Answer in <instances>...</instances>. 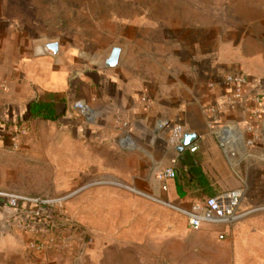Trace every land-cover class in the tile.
<instances>
[{
  "label": "crops",
  "instance_id": "1",
  "mask_svg": "<svg viewBox=\"0 0 264 264\" xmlns=\"http://www.w3.org/2000/svg\"><path fill=\"white\" fill-rule=\"evenodd\" d=\"M127 1L121 23L106 34L107 42L115 44L105 52L88 56L93 51L68 39L63 42L64 32L50 31L46 41L31 44L32 57L0 55V151L12 149L35 100L54 104L62 120L80 112L75 108L80 101L96 115L99 128L114 131V117L120 115L135 137L167 121L154 197L189 208L221 191L244 188L240 209L249 214L227 227L232 233L227 229L222 249L233 250L234 264H264V136L250 144L255 133L242 131L233 158L223 153L214 137V131L225 126L243 130L249 125L259 135L264 132V88L256 77H264V0ZM211 5H218L217 10L212 11ZM229 5H234L235 20L245 22L227 26L226 20L232 18ZM212 19L223 22H207ZM98 39L95 24L90 43ZM50 43H58L56 55L46 53ZM8 48L20 47L0 41L1 53ZM115 48L121 51L119 62L108 67L106 61ZM235 71L252 76V92L263 96L259 104L252 95L234 103L225 90L209 87ZM212 108H218L216 117L209 113ZM255 111L262 119L255 117ZM20 122L22 126L16 125ZM178 123L186 134L197 135L193 143L197 151L189 147L180 151L168 144L171 127ZM165 168L176 172L166 183L167 191L158 179ZM157 204L149 222L131 221L127 215H98L90 224L92 240L84 249L75 243L60 253H30L29 236L16 228V211L0 196V264H194L196 257L215 262L214 228L194 231L179 213ZM152 241L154 253L148 251ZM246 243L251 245L249 251L242 246ZM216 260L214 264H226L225 251Z\"/></svg>",
  "mask_w": 264,
  "mask_h": 264
},
{
  "label": "rangeland",
  "instance_id": "2",
  "mask_svg": "<svg viewBox=\"0 0 264 264\" xmlns=\"http://www.w3.org/2000/svg\"><path fill=\"white\" fill-rule=\"evenodd\" d=\"M128 6L127 0H0V41L20 47L16 51L8 48L0 55L32 57L33 53L28 51L31 44L46 41L50 31L64 32L63 42L68 39L93 51L88 56L100 54L114 46L113 41L107 42L106 34L121 23ZM211 6L212 11L218 8V5ZM231 6L228 7L232 18L226 20L227 26L245 22L235 20L234 5ZM207 22L218 25L220 21ZM95 24H98L99 39L91 44ZM256 77L257 85L264 88V77ZM125 123L118 115L113 122L116 131L103 129L98 127L96 115L80 112L69 120L32 121L24 129H18L16 146L0 151V193L63 199L61 209L65 221L85 230L90 240V224L98 215L102 218L108 214L127 215L131 221L149 222L158 205L153 198L156 171L166 146V128L158 131L156 123L151 131L135 137L130 133V125ZM262 214L261 234L264 235ZM227 229L232 233V227L223 230L227 232ZM216 239L215 257L225 251L224 263L234 264L233 250L222 249L223 241L217 234ZM242 246L249 251L251 245ZM155 247L150 242L148 251L154 253ZM194 264L209 262L196 257Z\"/></svg>",
  "mask_w": 264,
  "mask_h": 264
},
{
  "label": "built area",
  "instance_id": "3",
  "mask_svg": "<svg viewBox=\"0 0 264 264\" xmlns=\"http://www.w3.org/2000/svg\"><path fill=\"white\" fill-rule=\"evenodd\" d=\"M209 87L225 90L234 103H242L249 95H252L251 100L257 104L263 98L262 94L252 92L250 78L241 71L226 73L221 76L219 84L212 81ZM75 108L84 115L91 113L89 107L80 101L75 104ZM209 113L216 117L218 108L210 109ZM254 115L256 118L262 119L259 111H255ZM215 120L213 119V121ZM242 131L255 133L253 139L249 141L250 144L258 140L260 136H264V132L259 135L249 125L245 126L243 130L236 126H225L214 131L218 146L228 157H236L234 144ZM186 135L182 124H174L171 127L168 144L171 147L183 145ZM17 137L18 135L14 136L13 146H16ZM189 149L191 152H195L198 147L192 144ZM175 177L176 172L172 168H165L161 171L158 179L162 182V190L167 191V181ZM245 192L244 188L224 190L193 203L189 208L176 207L158 198H153V200L179 213L194 231L213 227L217 238L224 241L227 238V232L223 229L238 223L249 214V212L240 209ZM0 196L6 199L9 208L16 211L18 215L16 228L29 236L26 242L28 252L45 253L50 251L60 253L72 249L75 243L80 249H84L91 242L87 238L85 230L65 221L61 209L63 199L30 198L10 193H0Z\"/></svg>",
  "mask_w": 264,
  "mask_h": 264
},
{
  "label": "trees",
  "instance_id": "4",
  "mask_svg": "<svg viewBox=\"0 0 264 264\" xmlns=\"http://www.w3.org/2000/svg\"><path fill=\"white\" fill-rule=\"evenodd\" d=\"M37 119L45 120V121H53V122L62 121V119H60V116L57 113L54 104L35 100L29 105V109L28 112L26 113V118L23 123L29 125L32 121ZM23 123L20 122L17 123L16 125L22 126ZM22 128L24 129L25 127Z\"/></svg>",
  "mask_w": 264,
  "mask_h": 264
},
{
  "label": "water",
  "instance_id": "5",
  "mask_svg": "<svg viewBox=\"0 0 264 264\" xmlns=\"http://www.w3.org/2000/svg\"><path fill=\"white\" fill-rule=\"evenodd\" d=\"M46 53L50 55H56L59 51L58 43H50L45 46ZM120 49H113L110 57L106 61V65L108 67H115L120 59ZM169 126V122L167 121H160L157 125V130L162 131ZM198 139L197 135L194 134H187L184 139L183 145L177 147L178 150L183 151L186 147L192 145Z\"/></svg>",
  "mask_w": 264,
  "mask_h": 264
}]
</instances>
